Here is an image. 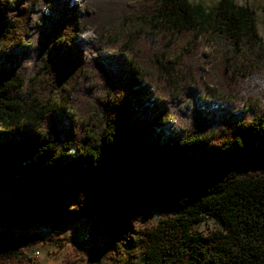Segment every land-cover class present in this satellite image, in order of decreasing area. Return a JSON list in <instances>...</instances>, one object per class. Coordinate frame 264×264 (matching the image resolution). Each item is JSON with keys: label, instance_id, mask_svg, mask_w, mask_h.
<instances>
[{"label": "trees", "instance_id": "16d2710c", "mask_svg": "<svg viewBox=\"0 0 264 264\" xmlns=\"http://www.w3.org/2000/svg\"><path fill=\"white\" fill-rule=\"evenodd\" d=\"M152 210L167 218L137 226ZM78 219L92 237L136 234L143 264H264V41L249 7L0 0V229L48 233H0V264H32L20 246L36 239L62 249Z\"/></svg>", "mask_w": 264, "mask_h": 264}, {"label": "rangeland", "instance_id": "374dc122", "mask_svg": "<svg viewBox=\"0 0 264 264\" xmlns=\"http://www.w3.org/2000/svg\"><path fill=\"white\" fill-rule=\"evenodd\" d=\"M81 2L82 0H75ZM191 3H200L206 9L213 7L219 0H189ZM237 5L247 6L254 12L256 28L264 41V0H233ZM83 37L93 38L92 32L88 30ZM205 51V48H203ZM166 215L159 210H152L147 218L139 222L137 226H149L165 220ZM42 228V229H41ZM46 228V227H45ZM210 219L195 224L193 230L206 233L212 230ZM49 231V228H46ZM90 222L87 219L72 221L69 225L60 228L57 235L67 240L62 249H57L40 239L33 244H22L20 250L31 258L32 264H64V256L73 250L81 248L86 255L83 260L75 264H92L91 259L97 252L102 256L101 264H143L142 244L134 233L99 232L94 237L89 233ZM0 233L9 234L14 237L45 238L48 233L43 227H35L30 230L11 229L2 230Z\"/></svg>", "mask_w": 264, "mask_h": 264}]
</instances>
